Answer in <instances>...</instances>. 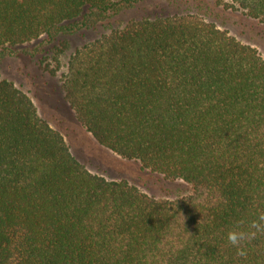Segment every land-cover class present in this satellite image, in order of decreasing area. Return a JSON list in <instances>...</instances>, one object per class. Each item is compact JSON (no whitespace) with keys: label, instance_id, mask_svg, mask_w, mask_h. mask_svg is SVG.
Returning <instances> with one entry per match:
<instances>
[{"label":"trees","instance_id":"obj_1","mask_svg":"<svg viewBox=\"0 0 264 264\" xmlns=\"http://www.w3.org/2000/svg\"><path fill=\"white\" fill-rule=\"evenodd\" d=\"M147 1L0 0V63ZM164 1L165 14L75 50L62 86L100 147L189 194L156 199L91 174L2 79L0 264H264V59L217 25L234 13L264 25V0ZM252 223V239L227 242Z\"/></svg>","mask_w":264,"mask_h":264},{"label":"rangeland","instance_id":"obj_2","mask_svg":"<svg viewBox=\"0 0 264 264\" xmlns=\"http://www.w3.org/2000/svg\"><path fill=\"white\" fill-rule=\"evenodd\" d=\"M143 7V10L121 13L92 30L60 36L53 42L49 52L41 58L25 55L4 58L0 63V80L12 82L30 97L38 115L47 121L53 130L64 136L72 155L91 174L107 180L124 178L151 197L176 200L188 195L189 187L180 182L166 183L156 175L139 171L132 163L111 156L79 127L65 99L62 86V75L66 72L68 60L75 50L112 30L123 29L131 19H138L143 15L152 17L157 13L165 14L170 11L164 0H149ZM217 10L225 12L221 8ZM217 25L242 44L256 49L264 59L263 24L245 18L241 13H234L224 25ZM35 44L37 42L25 44L24 47L30 48ZM53 70L56 71L54 74L51 73Z\"/></svg>","mask_w":264,"mask_h":264},{"label":"clouds","instance_id":"obj_3","mask_svg":"<svg viewBox=\"0 0 264 264\" xmlns=\"http://www.w3.org/2000/svg\"><path fill=\"white\" fill-rule=\"evenodd\" d=\"M261 220H264V216L261 217ZM249 229H255L256 231H245L241 230L240 228H235L233 230L228 231L226 235L227 242L233 247H237L241 245L243 241L247 239H252L256 235V232L261 230V226L256 223H252L249 226ZM239 254L244 255L243 251H240Z\"/></svg>","mask_w":264,"mask_h":264}]
</instances>
